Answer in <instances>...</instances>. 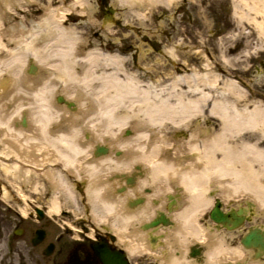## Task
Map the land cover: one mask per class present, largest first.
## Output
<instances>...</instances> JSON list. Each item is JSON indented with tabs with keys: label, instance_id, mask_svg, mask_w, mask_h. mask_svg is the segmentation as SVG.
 <instances>
[{
	"label": "bare ground",
	"instance_id": "6f19581e",
	"mask_svg": "<svg viewBox=\"0 0 264 264\" xmlns=\"http://www.w3.org/2000/svg\"><path fill=\"white\" fill-rule=\"evenodd\" d=\"M66 1L68 3H65ZM91 1L60 0L57 6L42 5V13L37 19L31 17L29 24L23 22L22 17L12 11L15 7L27 11V7L23 8L17 0H4V3L12 4L9 10L4 3H0V21L7 22V24L2 22L5 25L0 22V199L8 201L12 197V189L15 190L18 199L22 200L24 192L16 186L19 180L28 185L30 192H35L39 185L34 177L37 175L46 181L52 192L71 202L72 188L66 181L65 174L53 165L52 168L49 167L51 164H59L73 176L71 182L80 184L81 191L84 192L85 200L90 207L89 219L90 224L93 223L91 229L114 233L115 243L122 246L132 259L137 253L146 252L147 245H151L159 264H182L186 261L188 264H220V260H225L230 254L235 257L240 255L239 258L244 262L241 264H246L245 257L251 255V250H247L244 256L241 251L229 248L224 244V237L227 238L225 230L221 231L220 236L213 223L206 222L204 223L206 227H202L197 218L211 200L213 202L220 200L222 204H226L227 201L241 199L242 195L244 201L253 207L242 202V205H237L240 208L230 204L224 205L223 208L230 207L233 212L242 210L243 214H255L262 210L261 215L264 218V186L260 182V179L264 178V147L257 141H246L241 138L242 132L245 131L258 132L260 136H264L263 107L259 104L260 106L254 105L252 109L244 107V110H238L235 103L245 100L243 90L232 77L225 78L219 86L222 78L209 70V60L202 63L201 69L205 71L201 74L198 72V75L191 69L192 72L189 74H172L173 79L168 81L158 74L157 78H151L146 85L142 83L137 74L149 73L152 66L149 67L147 61L137 62L136 68L141 64V72L134 69L131 72L133 75L130 73L127 75L121 56L92 47L85 35H77L75 29L69 26L70 16L78 15L85 18L87 14L95 12V5H92ZM177 1L115 0L117 4L130 8L137 5L142 9L145 7L151 9L155 6L170 8L171 4ZM26 2L32 3L33 0ZM234 7H245L246 12L240 14L238 20L251 21L254 32L258 35L264 34V0H238ZM109 11L111 13L104 20L103 26L105 39L109 38L106 32L112 30L111 27L115 25L116 20L115 12L112 9ZM136 15L138 21L143 23L142 27H145L144 14L139 12ZM93 23L98 24V21ZM99 23L101 24V21ZM131 25L128 22L124 26L130 28ZM52 26L62 29L72 44L71 60L68 62L71 74L77 78L100 76L109 95L123 101L113 113V120L117 125L123 117L133 115L126 128L128 133L124 132L125 127H110L112 121L99 115L103 109L102 100L90 103L86 115L82 119H75L81 115L82 93L77 85L56 79L63 75L53 67L60 63L59 58L46 60L51 52L67 47L63 42L52 43L58 35L57 32L49 30ZM237 28L241 30L238 26ZM33 36L35 37L33 49L36 54L29 55L22 66L19 63L13 64L15 58L13 54L18 45ZM103 46H107V43H103ZM45 48L48 49L47 52L38 51ZM203 51L202 48L194 50L195 53ZM165 52L174 55L172 47L165 49ZM30 63L34 66L32 72L28 75L22 74L21 71L23 72ZM122 72L125 73L124 77L119 76ZM46 81L55 86V91L45 95L43 99L47 100V106L51 109L50 114L60 113V119L49 125L45 135L37 124L39 119L37 94L45 86ZM182 83L188 90L174 91ZM143 84L145 86H141ZM93 87L100 88L101 83L98 81ZM219 87L220 91L216 93V98L212 100L206 112V101L210 96L215 97L211 90H218ZM204 88L208 89V92H204ZM165 89L168 90L164 91ZM162 90L167 93L166 96L160 95ZM196 91L200 92V95L195 96ZM184 94L188 98H182ZM56 95L61 98L58 105L53 102ZM174 98H177V101L173 103L170 99ZM68 103H71V106H68ZM67 109L71 110L70 116L65 115ZM195 116L200 118L197 117L196 123H192ZM209 116L216 117L220 122L216 132H212V126H206L204 118ZM21 118L24 119V123L21 122ZM86 119L89 123L84 124ZM177 124L180 127H176ZM80 125H84L80 128L82 139H78L76 144L83 155L70 162L64 159L66 149L58 142V138L70 136L73 128ZM168 129L174 131L167 135L165 131ZM180 129H189L190 132ZM207 130L210 132L207 133ZM201 132L203 136L199 137ZM181 135L189 137L184 140ZM138 137L146 139L137 140ZM134 140L136 143L133 147L118 146L132 143ZM169 143L173 147H157ZM97 144L109 147L105 153L95 156L92 153ZM176 148L179 151L174 155ZM192 152L197 153L192 157L190 155ZM134 159H137V162L133 164ZM73 163L76 164L75 167ZM169 167H178L183 173L184 183L179 182L181 178L169 182L174 193L182 191L179 198H175L180 203L177 204L175 211L166 216L167 223L159 219L157 225L146 226L145 224L153 218L155 210L165 206V195L172 192L163 191L159 181L153 182V176L158 170ZM97 168L102 176L97 183L107 185L106 191L102 194L105 202L103 205L92 195L96 185L88 178V172ZM108 176L114 179L108 181L106 179ZM124 182L126 184L122 185ZM117 185L121 186L122 192L113 191ZM145 187L151 190L144 193ZM209 187L214 189L210 190ZM216 191L218 193L215 195L204 196L205 193L212 194ZM158 192L160 194L156 195ZM56 194L49 198L50 204L45 210L48 217L60 214L61 204ZM153 199L159 200L154 204L151 202ZM116 202H119L120 212L125 217H137L143 212L145 215L151 214L150 218H140L138 221L123 225L111 214L112 205ZM29 207H21L20 212L24 217L27 216ZM245 220L236 230L244 231L249 223H255L253 226L264 232V223L256 222L252 216ZM209 230H216L217 233H211ZM177 234L186 237L182 245L176 239ZM189 244L203 247L200 250L201 254L199 253L202 262L196 260L198 255L192 258L186 256L183 246ZM24 248L26 253H23ZM29 252L25 242L18 238L6 236L0 238V264H37ZM248 260H251V257ZM257 263L264 264V256L248 262Z\"/></svg>",
	"mask_w": 264,
	"mask_h": 264
},
{
	"label": "rangeland",
	"instance_id": "374dc122",
	"mask_svg": "<svg viewBox=\"0 0 264 264\" xmlns=\"http://www.w3.org/2000/svg\"><path fill=\"white\" fill-rule=\"evenodd\" d=\"M19 3H21V5L24 7H27L28 10L27 11H23L22 9H20L19 7H15L12 8V11L14 10V12L17 13V15L19 17H22L21 19L24 20L23 22H25L26 24H29L31 22V20H29L31 17H33V19H37V17L39 16V14L42 13V8L41 6H47L48 4L51 5H59L60 0H52V1H48V0H33L32 3H27L26 0H17ZM92 5H95V12L91 15L87 14L85 18L80 17L79 19H75L74 17L70 20V24L69 26L74 28L76 31L77 35H85L86 37H88L90 34H92V41L91 43L93 44L92 47H104L103 43H106L107 41V48H112V47H116L118 49H122L123 48V54L124 52V48L127 46V44L130 42L129 39H132L133 41H135V43H138L137 45L141 46V48H148L149 45L147 43L153 44V41H149L146 43H142L139 42L137 40V37H133L132 34L128 35V33H130V30H126L124 29V25L128 24V22H130L131 27L133 26H137L142 28L143 23H140L138 21V17L136 14H138L139 12L144 14V17L146 18V21L144 22L145 27L147 28V32L145 36H148L150 33V30L154 31L156 30V28L158 27V23L160 21H158L157 18V11L162 8L160 6H155L154 8H149V7H145L144 9H142L141 7L137 6V5H133L132 8H130L129 6H124V5H120L117 4L115 2V0H92L91 1ZM238 0H184L183 2L181 0H178V4L179 7L175 8L176 11H184L186 9H188V7H191L193 10V37H194V48H198L200 46H203L204 48H208L210 51V54H212L216 60H218L219 62L217 64H215V62L212 61V63L214 65H220L221 69H224L223 73L227 76V77H231L230 73H234L236 71H240L239 73H241L240 75L242 76H247L249 78H251V80H249V83L251 84V86H259L261 85V82L264 80L263 76L264 73L262 72V61L264 60V34L263 35H258L257 33L254 32V27L251 21H239L238 20V16L242 13L246 12V8L242 7V8H237L234 7V4L237 3ZM8 5V9H10L12 4H9L8 2H5ZM4 3V4H5ZM249 3V2H248ZM97 6H98V10H97ZM112 7L115 11V15H116V20H115V25L111 27L112 30H108L110 32H106L107 37H109L108 39H105V35H103L104 32V22L101 21V9L104 7ZM38 8V10H37ZM36 9V10H35ZM250 14V12H249ZM251 15V14H250ZM75 16V15H74ZM78 15H76L75 17H77ZM175 17V16H174ZM178 17H181L180 14H178L175 18L178 21ZM93 18V19H92ZM162 19V18H161ZM98 21V24H94L93 22ZM187 20L188 18L185 16L184 21L181 24H178L179 27H182L186 33H187ZM101 21V24L99 23ZM127 21V22H126ZM1 22V21H0ZM4 22V21H2ZM1 22V23H2ZM5 23V22H4ZM7 24V22L5 23ZM2 23V25H5ZM163 26L168 27L169 23L167 21H162ZM102 25V26H101ZM241 29L239 30L237 28V26ZM172 27H175V21H172L171 24ZM228 27L230 29H228ZM134 28V27H133ZM1 29V27H0ZM94 31H97L96 33ZM137 32H139L138 30H136ZM213 32H217L215 35H221L219 38H217V41H215V43L219 42V48L217 50V52L221 53L220 57L221 59H219L218 57H216L217 55H214L213 52V48L212 47V35ZM95 33V34H94ZM219 39V40H218ZM237 43L238 45H240V50H239V54H237L234 57L231 58H227L225 56H223V52H225L227 50V48L231 47L233 44ZM121 46V47H120ZM106 47V46H105ZM117 50V49H116ZM143 53V50L141 52ZM195 58L200 57L199 58V62L194 63L193 67L191 68L193 71L195 70V72H199V74H201L202 72H204V69H201L202 63L207 61L206 59H204L203 55L201 53H195L193 52ZM146 56H149V54H145ZM219 56V55H218ZM181 58H184V56H182ZM149 59V58H148ZM153 56L150 57L149 61H152ZM201 60V62H200ZM230 64H229V63ZM210 62V71L214 73H216L217 69L214 68V65ZM264 63V61H263ZM254 65L259 68V70L257 69V71L254 70ZM152 66V67H151ZM213 66V67H212ZM142 66H139V68L136 67H131L129 69V71H134V69H137L138 72H141L140 68ZM151 67L148 71L149 73H140L141 76H139V80H142V83H145V85L151 81V78H157L158 74H167L166 72L168 70H164V68L162 66H158L155 63L150 64ZM26 69V68H25ZM25 69H23V72L21 71L22 74L28 75L27 72L25 71ZM191 69L186 70L185 66H179L177 67V71L180 73V75H184V74H189L191 73ZM219 72V71H218ZM130 75H133L131 72H129ZM151 73V74H150ZM198 74V75H199ZM120 77H124L125 73L122 72V74H119ZM170 76V75H169ZM145 79V80H144ZM164 79V78H163ZM222 81L220 80V85ZM153 83V82H151ZM144 84L141 86H145ZM201 88V86H199ZM186 85L184 83L180 84L178 86L177 89H175L174 91H186ZM221 89V87H219L218 90L212 89V94L215 97H211L216 98V93L219 92V90ZM168 89H165L164 91H167ZM208 89L204 88V92L207 91ZM208 92V91H207ZM190 93V92H189ZM195 96L200 95V92H195L194 93ZM161 96H166L167 93L163 92V90L160 93ZM182 98H188V96L186 94H184V96ZM73 99V98H72ZM211 99V100H212ZM171 102H176L177 98L175 99H170ZM53 102L55 104H60L59 102L56 101L55 97L53 98ZM71 110L67 109V114L66 116H70ZM199 116H195L192 119V122L196 123V119ZM200 118V117H199ZM191 123V122H190ZM125 128H128L127 126ZM184 131L185 132H190L189 129H180V131ZM174 130H169L165 131V133L167 135L171 134ZM188 134V133H187ZM182 139H188L189 136H184L181 135ZM203 133L201 132V134L199 135V137H202ZM197 137V136H196ZM171 140V139H169ZM87 159H85L84 161L86 162ZM83 161V162H84ZM50 168H52V164L49 165ZM42 169V168H41ZM38 170V168H37ZM66 176V181L71 185L72 188V201L69 202V200H64L62 198V196L59 194L57 195L56 193L52 192L49 188L48 185L46 183V181H44L43 179H40L39 176L35 175V181L39 182V185L37 187V190L35 192L31 191L30 189H28V191H25L26 195H24L23 198V202H27V204H18V207L21 208L23 206H32L28 213H27V217H24L22 219L21 215H18V220H21L19 222H16L19 226H26L28 225V223H31L33 225H38L39 223L35 222V220H33L29 215L31 212L33 211V207L34 206H39L41 207L44 211L48 208L49 206V198L56 194L59 197V202L61 204V209H60V214L58 216H53V217H48L47 214L45 215V218L42 222H45L46 225L48 226V234H49V239L54 240V237L59 234H68L69 233H76V230H74V228H80L82 227V225H87L89 227H92L93 223L90 224V217H89V213H90V207L87 203V201L85 200V195H83L80 191L77 190L76 188V184L71 181H73L72 179V175L68 173H64ZM34 180V178H33ZM263 179H260V182L262 183ZM17 188L22 190V185H21V181H17ZM263 184V183H262ZM264 186V184H263ZM208 187V186H207ZM211 188V187H209ZM11 192H13L11 190ZM27 193L29 195H27ZM205 197H210L207 195V193H205L204 195ZM239 197V196H238ZM183 198V196H182ZM246 198H248L246 196ZM245 198V199H246ZM232 201V200H231ZM227 201L225 205H239L244 201V197L242 195L241 199H237L236 201ZM1 202V201H0ZM213 204V201L211 200V203L209 205L206 206V208L204 209V211L200 214V216L197 218V221L202 224L204 227L205 224L204 223H212L207 214L209 212V209L211 208ZM23 205V206H22ZM8 205L7 203H2L0 204V238H5L6 237H11V238H18L21 241L25 242L26 245V249H29L30 252L29 254H31L32 259L36 261L37 264H52L53 261H55L56 256L54 255H49V256H45L41 253L39 248H32V246L30 245V241L28 239L27 236L25 235H15L12 228L14 226V219L13 217L11 218V223L8 224V222L5 224V219H7V216L9 215L10 211H8ZM262 211V210H261ZM261 211L258 212L257 214V218L255 219L256 222H260L262 220H264L263 218L260 217L261 215ZM110 218V217H109ZM33 221V222H32ZM68 226H72V230L71 232H64V228L68 227ZM206 227V226H205ZM129 228V227H128ZM210 231V230H209ZM218 231V230H217ZM216 230L214 231H210L211 233H217ZM221 231L219 230V234L221 236ZM241 230H236L233 232H225V234L227 235V238L224 237V244L227 245L229 248H233L237 251H241L242 254H244V250L243 248L241 249V247L238 244V236L240 235ZM129 234H130V229H129ZM214 236V235H213ZM204 240V239H203ZM206 240V239H205ZM55 241V240H54ZM11 246V245H10ZM188 245L183 246V250L185 249L184 252H186ZM227 247V248H228ZM180 248H182V246H180ZM21 250V249H20ZM23 253L25 252V248L22 249ZM149 257L154 256V255H147ZM145 255L143 253L140 252L137 253V255L133 256V260L135 261H140L142 260L145 263L147 259H149V257H145ZM240 255H238L237 257H235L234 255H227V260L230 259H236L239 258ZM145 259V261H144ZM151 261V260H150ZM185 262V261H183ZM182 264H188L187 261L186 263H182ZM260 264V263H257Z\"/></svg>",
	"mask_w": 264,
	"mask_h": 264
},
{
	"label": "flooded vegetation",
	"instance_id": "af4514ba",
	"mask_svg": "<svg viewBox=\"0 0 264 264\" xmlns=\"http://www.w3.org/2000/svg\"><path fill=\"white\" fill-rule=\"evenodd\" d=\"M181 1L183 2L184 0H181ZM65 3H68V1H66ZM161 7L162 8H160L157 11V18H158V21H160L158 23V27L154 31L150 30L149 32L150 34L148 36H145L147 35L146 27L140 28L137 26H133L134 28L133 27L128 28L124 26V29L131 31L130 33L127 34V36L132 34L134 38L137 37V40L142 43H146L152 40L153 44L147 43L149 45L148 48L140 49V46L137 45L138 43H135V41H133L132 39H129L130 42L124 48V52H125L124 54L122 51L123 48L122 49H118L116 47L107 48V46L100 47V48L104 52H107L109 54L117 53V55L121 56L124 59V62L122 65L125 71L127 72H132V71H129V69L131 67H137L138 61L140 63L147 61V63L149 64L155 63L158 66H162L164 70H168L166 73L170 75L169 76L166 74H162L161 77L165 78L166 81L173 79V77H171L172 74L180 75V73L177 71V67L185 66L186 70H189L193 67L195 61L196 63L199 62L200 57L195 58L193 54L194 50L198 48H202L205 51V55H204V51L201 52V54L204 55V58L207 61L209 60V64L210 62L212 63V61L215 62V64L219 62L218 60L215 59V57L212 54H210V51L207 47L206 48H204L203 46H200L198 48L193 47L194 46V37H193V28H192L193 10L191 7H188V9L184 11L183 10L176 11L175 8L179 7L178 1L175 4H171L170 8H165L163 6ZM109 9H112V11L115 12L114 9L110 6L104 7L101 9V21L102 22L107 19V16L110 15L111 12L109 11ZM178 14H180L181 17H178V21H177L175 17ZM75 16H70V19H72L73 17L75 19L80 18L79 16L77 17ZM185 16L188 18L187 33L185 31L186 29L184 30L182 27L178 26V24H181L184 21ZM173 20L175 21V27L171 26ZM162 21L164 22L167 21L169 23V26L168 27L163 26ZM228 29L230 28L228 27ZM136 30H138L139 32H137ZM94 32L96 33L97 31H94ZM216 33L213 32L211 48H213V52H216L214 53V55H217L216 57L221 59L220 57L221 53L217 52L219 48V42L215 43V41H217V38H219L221 35L220 34L215 35ZM87 39H88V43L91 46H93V44L91 43L93 39L92 34H90L87 37ZM168 47L173 48L174 55H169L165 52V49H167ZM240 49H241L240 45L235 43L231 47L227 48V50L223 52L222 55L227 58H231L239 54ZM142 50L144 54L141 53ZM145 54H149L150 57L153 56L152 61H149L150 57L146 56ZM182 56H184V58H181ZM263 61L261 62L262 63L261 67L263 69L262 72L264 73ZM214 68L217 69L216 74H219V76L222 78L221 81L227 78V76L223 73L224 69H221L220 65H214ZM257 69L259 70L257 65L256 66L254 65V70L257 71ZM239 72L240 71H236L234 73L229 72L230 76L235 78L238 86L243 90V94L245 96V100L243 99L244 101L242 100V101H238L237 103H235L236 108L238 110H244V107H246L247 109H252L254 105L260 104L264 109V80L261 82V85L252 87L251 84L249 83V80H251V78L247 76H242L240 75L241 73ZM137 75L141 76L140 73H138ZM263 79H264V76H263ZM186 90H188V87L186 88ZM211 99L212 98L209 97L208 100L206 101V104H205L206 112L210 108L209 105L214 98L212 100ZM204 121L206 123V126H212V130H213L212 132H216V130H218L220 122L216 117L209 116V117L204 118ZM208 132H210V130H207V133ZM241 135H242L241 138L245 139L246 141H257V143L264 146V136L261 137L258 134V132L251 133V132L245 131V132H242ZM227 141H230V140H227ZM23 190L28 191V188L24 187ZM14 191L11 192L12 197L8 199V201L7 200L3 201V199H0L1 201L0 204L7 203L8 209H9L8 211H10L9 215L7 216V219H5V224L7 222L8 224L11 223V218L13 217L15 224L12 230L14 234H16L15 232L18 231L19 235L27 236L31 243L32 248H39L42 254H44V251L47 248V246L50 243H53L51 247V250H52L51 255L56 256L55 261H53V264H159V262L155 260L154 261L147 260L146 262L149 261L148 263H145L142 260L140 261L133 260L122 246L117 245L115 243L114 241L115 236L113 235L114 233L109 232V231L94 230L92 234H88L86 233L87 228H84V230H78L80 233L75 234V235L73 234L68 235V234L60 233L54 237L55 241L54 240L52 241L51 239H49L48 226L46 225V223L42 222L43 220H36L34 218L33 213H30L29 216L33 220H35V222L39 223L38 225L35 226L31 223H28V225L26 226L24 225L19 226L16 223V222L21 221V220H18V215H19L18 204H27V202L25 201L23 202L20 199H18V195ZM27 195L29 194L27 193ZM0 196H1V191H0ZM23 218L24 217L22 216V219ZM39 229L42 231L41 239H39L38 243L33 244L32 243L33 239L37 237L36 232ZM196 260L202 262L199 256H196Z\"/></svg>",
	"mask_w": 264,
	"mask_h": 264
},
{
	"label": "clouds",
	"instance_id": "9594fccd",
	"mask_svg": "<svg viewBox=\"0 0 264 264\" xmlns=\"http://www.w3.org/2000/svg\"><path fill=\"white\" fill-rule=\"evenodd\" d=\"M0 3H4V0H0ZM5 7H8V5L5 3ZM10 10V9H9ZM98 10V6H97ZM51 31L57 32L58 35L56 36V39L52 41L53 44L58 42H63L67 45L66 48L53 51L50 55L46 57V60L59 58L60 63L53 65V67H56L58 71L62 72L63 75L56 77V79H60L63 83H72L77 85L79 91L82 93L81 96V115L76 116L75 119H82L86 113L87 109L92 102H99L103 101V109L99 113V115L103 118L106 117L112 123L110 124V127H126L128 126V121L133 119V115H127L121 119L119 122V125H117L116 121L113 120V113L116 112L117 108L120 107L123 103L122 100H120L118 97L109 95L108 90L103 86V81L100 76H91L88 78H77L71 74V68L69 66V61L71 60V51H72V44L68 41L67 34L62 30L55 26L50 27ZM39 35V32L36 33ZM35 40V37H31V39H26L24 42L20 43L16 49V52L14 55L13 64H21L23 65L24 62H26L27 57L29 55L36 54V51L33 49V42ZM40 52H47L48 49H40L38 50ZM101 83L100 88H94L93 85L96 82ZM55 91V86L51 85L50 81L45 82V86L40 90V92L37 94V104L39 106V119H37V124L40 128V130L46 135L47 129L49 125L54 120L60 119V113H51V109L47 106V100L43 99V97L49 93H52ZM75 95V94H74ZM65 115H68L65 113ZM89 123V120H85L84 124ZM162 123V121L160 122ZM84 125H80L79 127H74L72 130V134L70 136H61L58 138V142L63 144L64 148L66 149V154L64 156L65 160H69L70 162L76 161V158L78 156H82L83 152L77 147L76 141L78 139H82V134L80 131V128H82ZM176 127H180V125H175ZM115 136V134H113ZM138 139H146V137H138ZM136 143V140H134L132 143L129 144H120L119 147H126L130 148L133 147V145ZM159 147H173L171 143L166 145H158ZM191 150V149H189ZM179 151L178 148L174 149V155ZM183 154V153H181ZM137 159H134L132 163H136ZM67 167V164L65 165ZM76 164L73 163V167H75ZM183 173L181 172L180 168L178 167H169V168H163L158 170L154 176H153V182L159 181L160 184L163 186V191L170 192L172 191V188L169 186V182L171 180H175L178 178H181L179 182L184 183V179H182ZM88 178L93 181V183L96 185L93 188L92 195L100 202L101 205H103L105 202L102 199V194L106 191L107 185L106 184H99L97 181L102 179V176L100 174V170L92 169L88 172ZM221 187H224L221 185ZM207 189L205 188V192ZM160 193H156V195H159ZM129 195H132V193H129ZM116 221H119L123 225H128L132 223L133 221H138L140 218L148 219L150 218L151 214L145 215V213H140L137 217H125L120 212V206L119 202H116L112 205V213H111ZM177 241L182 245L186 237L181 236L180 234L176 235Z\"/></svg>",
	"mask_w": 264,
	"mask_h": 264
},
{
	"label": "water",
	"instance_id": "95a60500",
	"mask_svg": "<svg viewBox=\"0 0 264 264\" xmlns=\"http://www.w3.org/2000/svg\"><path fill=\"white\" fill-rule=\"evenodd\" d=\"M61 101V98L58 97V101ZM68 106H71V103H68ZM101 152H106L107 148H102L100 147L99 149ZM126 182L128 183L129 180L127 179ZM139 202V201H138ZM220 206V201L216 200L215 205L213 206V208L210 211V218L217 223V226L219 223H222L223 225H227L228 228H233L235 225L239 224L242 220H243V216H235V214H233V212H231L229 215L230 217H232V220L230 219V217H227V215H224L221 211V209L219 208ZM37 213L39 214V216H41V211L37 208L36 209ZM238 213H242L241 210L238 211ZM160 220L158 219H154L153 221H151L150 223L146 224V226L148 225H152L155 226L159 223ZM161 221L163 223H167V218L165 217V215L162 213L161 214ZM231 224V226H229L228 224ZM258 232H251L249 235H247L246 239H243L242 242L248 246L250 243L249 242H254L255 246H258L260 244V237H259V233ZM262 245V244H261ZM106 254V253H105Z\"/></svg>",
	"mask_w": 264,
	"mask_h": 264
}]
</instances>
